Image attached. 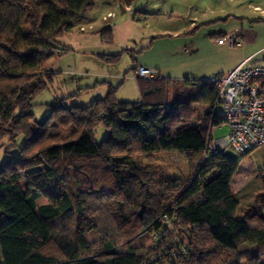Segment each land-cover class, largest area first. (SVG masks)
Here are the masks:
<instances>
[{
    "label": "trees",
    "instance_id": "obj_1",
    "mask_svg": "<svg viewBox=\"0 0 264 264\" xmlns=\"http://www.w3.org/2000/svg\"><path fill=\"white\" fill-rule=\"evenodd\" d=\"M97 1L0 0V143L9 142L0 264H264V191L240 212L231 183L242 159L228 150L205 159L213 129L225 124L213 112V80L139 77L141 100L120 101V84H109L88 105L64 102L77 92L35 118V98L60 74L46 60L68 52L61 38ZM112 31H99L103 41L113 42ZM96 58L114 65L122 53ZM199 105L206 111L194 123ZM101 126L107 134L98 142ZM20 135L26 141L14 156ZM163 151L186 156L193 174L169 175L135 158Z\"/></svg>",
    "mask_w": 264,
    "mask_h": 264
},
{
    "label": "rangeland",
    "instance_id": "obj_2",
    "mask_svg": "<svg viewBox=\"0 0 264 264\" xmlns=\"http://www.w3.org/2000/svg\"><path fill=\"white\" fill-rule=\"evenodd\" d=\"M130 1L99 0L87 12L92 24L82 22L61 38L62 45L70 49L61 56L57 50L46 60V65L60 74L49 89L35 98L34 112L38 121L47 118L49 105L57 99L63 103V98L78 92L64 102L68 106L88 105L104 97L109 84H120L118 100H141L137 74L140 66L156 68L163 77L175 81L214 80L218 75L229 73L236 62H242L249 55L254 56L252 62H264V0H133L128 3ZM109 25L113 42L107 43L99 31ZM223 36L238 38L241 43H219ZM117 53H122V58L114 65L96 58L100 54ZM205 111L206 106H197L193 122L199 121ZM228 130L225 124L216 126L212 136L223 137ZM106 134L107 130L99 127L98 142ZM25 141L24 135L17 137L12 155H20ZM8 145V139L0 143L1 163L6 159ZM227 153L242 159L234 181L235 190L243 200L241 212L252 203L254 194L264 191V146L245 156L232 148ZM135 158L173 176L189 177L194 172L190 160L176 151L136 154ZM244 183L246 186L242 188ZM47 202L46 197L38 200L39 204ZM102 217L100 223L109 232L113 229L112 218L106 211L102 212ZM93 237L100 242V234L94 233Z\"/></svg>",
    "mask_w": 264,
    "mask_h": 264
},
{
    "label": "built area",
    "instance_id": "obj_3",
    "mask_svg": "<svg viewBox=\"0 0 264 264\" xmlns=\"http://www.w3.org/2000/svg\"><path fill=\"white\" fill-rule=\"evenodd\" d=\"M226 42L231 45L241 43L235 37L219 39V43ZM253 57L245 58L229 73L213 80L217 87L213 112L225 117L229 130L220 138H214L211 133L206 160L229 148L244 156L264 145V62H252ZM159 73L158 69L146 66H140L137 72L144 79L154 78Z\"/></svg>",
    "mask_w": 264,
    "mask_h": 264
},
{
    "label": "crops",
    "instance_id": "obj_4",
    "mask_svg": "<svg viewBox=\"0 0 264 264\" xmlns=\"http://www.w3.org/2000/svg\"><path fill=\"white\" fill-rule=\"evenodd\" d=\"M98 1H99V0H98ZM98 1H97V2H98ZM105 1H106V0H105ZM132 1H133V0H131V1L128 2V3H131ZM96 4H97V3H96ZM126 8H127V10H128L130 7L127 6ZM110 11H113V10H108V12H110ZM108 12H107V13H108ZM85 22H87L88 25L92 24V19H91V17H90V18L88 17V13H87V18H86V21H85ZM110 26H111V25H110ZM159 35H161V34H159ZM249 56H251V55H249ZM249 56H247V57H249ZM247 57H246V58H247ZM244 59H245V58H244ZM244 59H243V60H244ZM243 60H242V61H243ZM238 64H239V63L236 62V63L233 65V67L231 68V70L234 69ZM231 70H230V71H231ZM160 74H161V72H160ZM110 75L112 76V75H114V74H111V73H110ZM263 146H264V145H263ZM263 146H261V147H263ZM5 156H6V154H5ZM3 157H4V155H3ZM1 159H2V158H1V155H0V167H1V164H2V163H1V161H2ZM262 170H263V169H262ZM263 171H264V170H263ZM237 174H238V171H237V173L235 174V176H234V178H233V180H232V183H231V185H232V189H233L235 192H236V190H235V186H234V181H235V178H236ZM245 186H246V184L244 183V185L242 186V188H244ZM242 188L240 189V191H242ZM237 193L239 194V191H237ZM255 195H256V194H254V196H255ZM254 196H251V197L253 198ZM252 198H251V199H252ZM250 202H251V200H250Z\"/></svg>",
    "mask_w": 264,
    "mask_h": 264
}]
</instances>
